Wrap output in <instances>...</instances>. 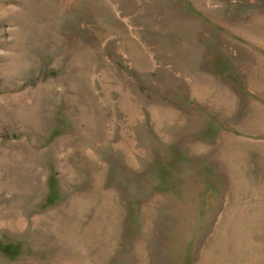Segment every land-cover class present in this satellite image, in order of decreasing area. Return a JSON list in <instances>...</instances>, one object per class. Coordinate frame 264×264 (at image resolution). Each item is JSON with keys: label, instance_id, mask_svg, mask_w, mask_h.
Returning <instances> with one entry per match:
<instances>
[{"label": "rangeland", "instance_id": "obj_1", "mask_svg": "<svg viewBox=\"0 0 264 264\" xmlns=\"http://www.w3.org/2000/svg\"><path fill=\"white\" fill-rule=\"evenodd\" d=\"M0 264H264V0H0Z\"/></svg>", "mask_w": 264, "mask_h": 264}, {"label": "bare ground", "instance_id": "obj_2", "mask_svg": "<svg viewBox=\"0 0 264 264\" xmlns=\"http://www.w3.org/2000/svg\"><path fill=\"white\" fill-rule=\"evenodd\" d=\"M222 259V258H221Z\"/></svg>", "mask_w": 264, "mask_h": 264}]
</instances>
